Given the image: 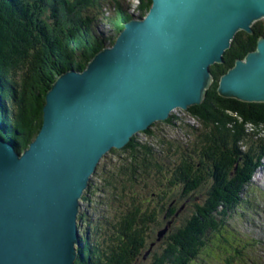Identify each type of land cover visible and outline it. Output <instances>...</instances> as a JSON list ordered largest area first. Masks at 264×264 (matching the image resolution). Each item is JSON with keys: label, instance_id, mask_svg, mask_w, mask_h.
I'll use <instances>...</instances> for the list:
<instances>
[{"label": "trees", "instance_id": "trees-1", "mask_svg": "<svg viewBox=\"0 0 264 264\" xmlns=\"http://www.w3.org/2000/svg\"><path fill=\"white\" fill-rule=\"evenodd\" d=\"M96 2L0 0V136L15 143L17 151L27 148L39 133L46 93L57 77L70 70L83 71L107 43L113 44L132 16H146L151 6V0H137L134 10L130 0H110L112 11L102 20L90 15L77 20L83 7H96ZM44 3L50 5L53 28L41 18L47 8ZM58 18L63 20L62 32L54 29ZM95 26L101 29L97 31ZM103 28H107V35ZM252 29L253 34L239 31L223 56V64L210 67L213 82L203 102L186 111L196 125L172 113L158 131L154 132L152 125L123 149L111 150L109 168H97L93 177L105 176L99 185L92 180L82 197L78 216L82 248L74 264H134L139 257L144 260L145 251L146 258L151 256L162 239L168 244L150 264H195L205 249L211 261L216 262L212 257L223 253L224 264L232 259L255 264L246 251L236 249L237 238L231 234L227 218L236 210L242 212L244 190H249L264 160V103H244L217 93L219 78L236 60L254 51L258 39L264 37V21L254 23ZM30 49L37 50L32 62L13 63L29 59ZM248 126L253 131H247ZM176 129V135L166 132ZM143 182L149 183V194L111 217V206L122 209V203L116 201ZM203 184L209 189L204 203L168 236L177 210L174 202L163 206L155 199L175 189L188 197ZM149 200L154 206L144 210ZM158 205L165 210L163 220L170 226L161 239H157V232L155 240L148 243L147 231L157 222ZM229 242L230 247H225Z\"/></svg>", "mask_w": 264, "mask_h": 264}, {"label": "water", "instance_id": "water-1", "mask_svg": "<svg viewBox=\"0 0 264 264\" xmlns=\"http://www.w3.org/2000/svg\"><path fill=\"white\" fill-rule=\"evenodd\" d=\"M262 20L264 0H151L83 71L59 75L28 147L0 136V264H74L81 199L100 161L176 109L200 105L210 67ZM217 93L264 103V37L219 78Z\"/></svg>", "mask_w": 264, "mask_h": 264}, {"label": "rangeland", "instance_id": "rangeland-1", "mask_svg": "<svg viewBox=\"0 0 264 264\" xmlns=\"http://www.w3.org/2000/svg\"><path fill=\"white\" fill-rule=\"evenodd\" d=\"M130 1L132 3V9L135 10V7L137 5V0H130ZM48 6H46L47 8L43 11V15H41V18L44 21H46L49 25H52L54 24L52 23V16L51 17L48 16V14H52V12L50 8H48ZM55 12H57V10ZM85 16H89V15L85 11H83V13L77 16V20L78 19L81 20L80 17H85ZM57 20L59 25L57 24V26L54 29L62 32L64 26H62L61 22L63 20L62 18H58ZM95 28L101 29L99 28V26L98 27L95 26ZM103 31L105 32V35L109 33L107 32V28H103ZM36 51L37 50L30 49L28 52V56L30 54L29 59L28 58L23 60L20 59L14 61L13 63H15L16 65H27L29 61L32 62V54H35ZM173 113L178 118L180 119L183 118L185 122L188 123L189 125H196V122L192 121L186 115V111L181 109H176ZM161 123L162 122H157L153 124L154 128L152 129L154 132L158 131L160 128L163 127ZM165 129L169 130L168 127ZM175 131H177V129L174 131H166V132L169 133L170 135H176ZM140 137L143 138V136ZM112 159L113 156L110 154V152L106 154L104 158L100 161V164L98 166L100 171L102 169L105 170L106 168H109ZM104 176L105 175L103 173H100V175H98L96 178L92 177V180L96 185H99L98 183L101 184V180L104 178ZM253 182L254 183L251 186V190L250 188L249 190H244V193L242 195V200L244 203V205L241 206L242 212L236 210L234 213L235 215L230 214L229 216L231 217L227 218V225L231 230V234L234 235L236 238H238L236 242L237 248L245 249L246 242H249L251 247L247 249V253L249 252V255L251 257L256 256V258H258L259 264H264V167L260 169V171L256 175V178L254 177ZM148 186H149L148 182H143L141 185L140 184L134 185L132 188L127 190L125 192L126 193L125 198L122 199L121 201H116L122 203L123 208L118 209L114 205L111 206V211H112V213L110 214L111 217L116 216L117 212H121V210L125 209L126 205H129V209H130L133 207L134 203L138 204L139 202H141L146 197V195L149 194V191L146 189ZM153 187L156 189V192H158V188L155 185H153ZM208 191H209L208 186L206 184L205 185L203 184L194 194L188 197L181 196L178 189H175L171 193H169V195L167 194V192H165V195L155 199L157 203L162 202L163 206L169 205L171 202H174L173 208L175 209V211L177 210L175 215L171 217V220L173 222L172 225L169 227L170 230L168 236L175 234L182 227V225L183 224L185 225L188 219L195 214L197 207L203 204L205 199L207 198ZM116 202L113 201L112 204ZM146 206H148L149 209H151L154 206V203L150 202L149 200V203L143 206L144 210ZM158 207H159V216L157 218V222L154 223L153 225H149V230L147 231L148 243L155 240L153 238H155L156 233L164 227L165 223L168 222V221L165 222L163 220L165 210L161 209L160 205H158ZM86 212L89 215L90 212H88L87 210ZM169 219L170 218H168V220ZM255 224H258L259 226ZM253 240H255L257 243L259 242L260 245L254 248L255 242H253ZM167 244H168V240L163 241L162 239V241H159L157 243V246L153 249L154 252H152L153 254L151 256L149 255L144 260L141 259V257H139V260H136L134 264H150L153 259V256L160 255L163 249L167 246ZM224 245L225 247L229 248L230 242L228 245L226 244ZM209 253L210 252H208L205 249L201 253V255L200 254L198 255V260L195 264H201V263L204 264L205 261L206 262L208 261L207 264H224L223 260H225L224 257L225 255H223V253L222 255L215 254V256L212 257L216 259V262L209 260L210 257H207V255H210ZM146 254L147 251H145L143 257H145ZM231 264H238V262L234 261Z\"/></svg>", "mask_w": 264, "mask_h": 264}, {"label": "bare ground", "instance_id": "bare-ground-1", "mask_svg": "<svg viewBox=\"0 0 264 264\" xmlns=\"http://www.w3.org/2000/svg\"><path fill=\"white\" fill-rule=\"evenodd\" d=\"M148 12H149V11H148ZM146 15H147V14H146ZM132 17H133L132 19H134L136 16L134 15V16H132ZM130 21H131V20H130ZM128 22H129V21H128ZM128 22H127V23H128ZM118 36H119V35H118ZM118 36H117V37H118ZM117 37L115 38V40L117 39ZM115 40L113 41V43L115 42ZM102 50H103V49H102ZM98 53H99V52H98ZM98 53H97V54H98ZM91 60H92V59H91ZM85 68H86V67H85ZM57 78H58V77H57ZM149 129H150V128H149ZM140 134H141V133H140ZM140 134H139V135H140ZM86 191H87V190H86ZM86 191H85V192H86ZM258 226H259V225H258ZM81 248H82V242H81V236H80V239H79V245L75 247V251H77V255H78V257H79V254H80L79 251H80Z\"/></svg>", "mask_w": 264, "mask_h": 264}, {"label": "clouds", "instance_id": "clouds-1", "mask_svg": "<svg viewBox=\"0 0 264 264\" xmlns=\"http://www.w3.org/2000/svg\"><path fill=\"white\" fill-rule=\"evenodd\" d=\"M135 16H136V17H139L138 14H135ZM143 17H145V16H143ZM262 21H263V20H262ZM172 113H173V112H172ZM247 131H253V129L251 128V126H248V127H247ZM193 194H194V193H193ZM81 200H82V199H81ZM81 205H82V202H81ZM81 208H82V207H81ZM81 208H80V209H81ZM79 214H80V213H79ZM168 223H169V222H167V224H166L167 230H168ZM169 226H170V225H169ZM162 230H163V229H162ZM162 230H160V231H162ZM160 231H158V233H159ZM158 233H157V235H158ZM80 236H81V235H80ZM146 256H147V255H146ZM146 256L144 257V259L146 258Z\"/></svg>", "mask_w": 264, "mask_h": 264}]
</instances>
